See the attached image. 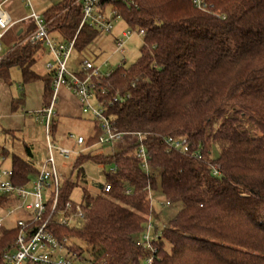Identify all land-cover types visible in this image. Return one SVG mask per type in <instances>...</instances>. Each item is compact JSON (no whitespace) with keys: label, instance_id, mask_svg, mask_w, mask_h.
Masks as SVG:
<instances>
[{"label":"trees","instance_id":"obj_1","mask_svg":"<svg viewBox=\"0 0 264 264\" xmlns=\"http://www.w3.org/2000/svg\"><path fill=\"white\" fill-rule=\"evenodd\" d=\"M206 4L201 9L192 0L114 3L121 18L146 35L137 61L113 68L98 88L106 90L100 97L118 129L144 134L151 171L142 168L135 144L110 154L98 151V144L76 158L71 175L76 172L78 179L89 159L116 167L100 184L111 183L109 192L92 195L84 187L82 226L51 225L59 237L77 239L71 248L82 257L91 254L96 264H264V0ZM43 14L61 38L78 33L79 50L98 36L99 30L88 25L78 32L82 14L75 0H62ZM43 48L17 45L0 63V76L16 65L24 83L42 78L48 103L52 76L33 69ZM95 129L87 145L97 144L96 122ZM169 136L186 137L190 152L169 149ZM0 153L5 158L10 149L0 145ZM214 166L220 175L213 174ZM12 169L18 184L37 174L32 162L16 153ZM71 175L61 183L62 203L76 187ZM148 186L183 203L159 229L153 252L136 244L148 216L158 217ZM15 202L0 194V207ZM19 230L16 223L0 229V264Z\"/></svg>","mask_w":264,"mask_h":264},{"label":"built area","instance_id":"obj_2","mask_svg":"<svg viewBox=\"0 0 264 264\" xmlns=\"http://www.w3.org/2000/svg\"><path fill=\"white\" fill-rule=\"evenodd\" d=\"M25 7L31 9L30 13L20 19H14L9 6L13 0H0V63L5 56L17 45L41 44L47 53L52 57L46 62V70L53 79V95L48 105L37 110L34 115L38 121L45 126L47 156L37 168L34 179L27 184H18L13 180V169L0 167V194H6L15 199V204L7 209L4 215H0V229L5 225L7 218L12 215H19L16 224L20 230L16 238V244L3 254L5 264H96L88 257L80 256V253L71 248L72 239L69 236L59 237L51 225L59 224L67 227L82 226L86 220V211L80 202L72 199L61 202L60 188L66 176L59 166V159L67 161L72 157H79L86 150V138L83 136L70 135L74 138L80 150L67 148L53 139L52 125L56 116V98L60 88L67 87L80 101L81 111L84 115H89L98 124L100 134L97 144H107L113 149H120L127 145H138V156L141 158V166L150 173L151 154L145 147L144 134L140 131H123L118 129L115 120L105 111V102L101 99L100 93H105V89H99V84L104 76H110L112 69L103 70L100 66L94 65L97 57L95 48L90 45L79 50L76 45V37L65 40L50 30V21L33 7V0H22ZM121 0H75L81 9V22L79 30L88 25L99 30L97 38L103 34L111 32L113 23L121 17L119 11L114 8V3ZM128 1V0H123ZM201 9H206V0H192ZM28 21L33 24L27 36L13 45L7 52H3V38L19 23ZM133 35L142 38L146 31L144 28L134 30H123L115 38L118 52L125 53L124 45ZM73 51L79 52V58L73 67L69 66V61ZM125 57L120 60V65L125 62ZM109 65L108 62L105 63ZM95 98L97 105L94 106L90 100ZM118 97L114 98V101ZM168 148L178 150L182 153L190 152V142L186 137L169 136L165 139ZM118 149V150H120ZM117 151V150H114ZM194 155L201 158L200 151H195ZM75 169L71 165V170ZM111 172L116 171L113 166ZM213 174L220 175L217 166L213 167ZM29 183L31 186H28ZM111 183L105 182L101 191L109 192ZM149 196L152 200V189L148 186ZM166 199V204H170ZM154 215H150L145 222L144 229L136 240V244L141 248L153 252L155 250L154 241L159 240L161 232L153 221ZM147 261H152V256H147Z\"/></svg>","mask_w":264,"mask_h":264},{"label":"rangeland","instance_id":"obj_3","mask_svg":"<svg viewBox=\"0 0 264 264\" xmlns=\"http://www.w3.org/2000/svg\"><path fill=\"white\" fill-rule=\"evenodd\" d=\"M62 0H33V7L39 13H44L50 6L55 5ZM18 1L15 3V6L18 7L20 16L27 15L30 13L31 9L25 7V5L18 6ZM27 25V23H24ZM22 25H17L15 28L11 29L3 38V52H7V49H11L14 44L23 40L29 31L31 30V25L27 27L25 33L21 36L17 34V30L21 28ZM136 28H132L127 24V22L123 18H118L117 21L113 23V29L111 32L103 33L98 38H96L91 44L90 47L93 49L95 48V52H97V57L94 60L95 66L102 67L103 70L113 69L120 64V60L125 57V62L123 65L125 67H130L133 63L137 61L140 56L141 47L143 44L142 38H139L136 35L130 37L126 44L124 45L125 53L121 54L117 50V46L115 44V36L117 34H121L123 30H134ZM45 55L42 53L38 54L37 62L34 65V69L39 73H45V63L48 60H51L52 57L47 54V51L44 52ZM43 55V56H42ZM79 52L73 51L71 56V60L69 61V66L73 67L75 61L79 58ZM108 62L109 65L105 63ZM9 81L11 82L10 87L12 88L13 92H17V96H21L23 90L25 88V83L23 82V75L20 67L12 66L8 72ZM90 103L94 106L97 105V101L95 98L90 100ZM19 112H23L26 115L27 119V127L28 132L32 133L31 137L36 139V145H33L34 155L36 158H32L26 149L24 135L25 132H20L13 137L8 134L0 133V144L9 147L10 154L7 157H3L0 153V167L1 168H12V153L19 154L24 158L31 159L32 162L36 165L37 157L44 153L45 144H46V133H45V126L36 120L31 114H27L26 111L20 109ZM94 119L89 115H84L82 118L75 117L71 115L67 116H59L58 127L56 131V140L59 144L63 146L74 149V138H67L69 133L74 134L76 137L81 135L84 138H88L92 135L95 131V123ZM27 131V130H26ZM98 151L103 152L104 154H110L114 152L110 145L102 144L100 147H97ZM75 150H80V148L76 147ZM76 158L72 157L67 161H62L59 159V166L61 170L66 174L67 177H70V169H68L69 165L75 163ZM113 165L111 163L102 164L97 161H93L92 159L87 160L84 165L85 175L81 179L77 177L76 172L71 175V178L76 181V187L73 189L71 193V199L75 202H80L82 200L83 189L84 187L92 194L95 195L100 191V183H103L106 178V172L109 171ZM84 179V180H83ZM166 197L161 193L159 189L152 191V204L156 212L158 213V217H155L153 221L162 229L163 227L169 225V222L175 217L177 212L183 207L182 202H170L169 205L166 204ZM16 215H12L9 221L14 220L15 223ZM149 217V216H148ZM7 219V220H8ZM72 240H77L73 239ZM77 242V241H76ZM82 243V242H81ZM85 247V245L82 243ZM88 255V259H92L91 254Z\"/></svg>","mask_w":264,"mask_h":264},{"label":"crops","instance_id":"obj_4","mask_svg":"<svg viewBox=\"0 0 264 264\" xmlns=\"http://www.w3.org/2000/svg\"><path fill=\"white\" fill-rule=\"evenodd\" d=\"M17 1L19 3L18 6L24 5L22 0H13L12 4L9 6V10H10L14 19H20V18H23L26 16V15L20 16L19 9H18V7L15 6V3ZM24 23H27V25H25ZM19 25H22V26H21V28H19L17 30V34L22 35L23 33L26 32L27 27L29 26V22L23 21V22L19 23L18 26ZM118 35H120V34H117L115 36V38ZM46 51L47 50L45 48H43V49H40L39 53H42L43 55H45L44 52H46ZM36 62H37V60H36ZM45 65H46V63H45ZM33 69H34V66H33ZM45 69H46V66H45ZM37 73L39 75L43 76L47 73V70H45V73H39V72H37ZM10 84H11V82L9 81V75L8 74L6 76H0V133H4L5 135L8 134V135H11L13 137H16V135L18 133L25 132V135H24V139L26 140L25 145H28L30 147V151H27V152L32 158H36V156L34 155V150L32 147H33V145L37 144L36 143L37 141H36V139L31 137L32 133L28 132L26 115L23 112H19V110L22 109V110L26 111L27 114H31L35 117L34 113L37 110L41 109L42 107L48 105L51 100L50 101L47 100L48 103H46L45 83L42 80V78L34 80L32 82L25 83V88H24L21 96H17L18 91L13 92L12 88L10 87ZM19 99H21V100H19ZM55 110H56V116L54 118V123H53L54 127H53L52 133H53V139L57 143H59L56 140V131H57V127H58L59 116L71 115V116L82 118L84 116V114L81 111V105H80L79 99L67 87H62L59 89L58 94H57V98H56ZM38 122H40V121H38ZM71 134L72 133H69L67 138H70ZM92 135H90V136H92ZM88 138H86V144H85L86 150H89V149L93 148L94 146L98 145V144H94L93 146L87 145ZM2 146L7 147L5 145H2ZM74 147H77L75 141H74ZM7 148H9V147H7ZM118 149H120V148L119 147L115 148V150H118ZM46 156H47V149H46V144H45L44 153L41 154L39 157H37L38 158L37 159L38 161L36 162L37 164L35 165L31 159H29V160L32 162V164L37 169L40 167L41 163L46 158ZM71 165H74V163ZM71 165H69V167H68V169H70V173L73 170V169L71 170ZM62 173L66 176V174L63 171H62ZM34 177L35 176H33L31 178V180L34 179ZM28 186H31V184L29 183ZM100 192H101V187H100V191L98 193H100ZM11 206L12 205L4 207V208L0 207V215H4L5 212L7 211V209ZM19 215H21V214H19ZM19 215H17L15 217V223H16V219L18 217H20ZM7 219L5 221V224L7 226L12 225L14 223V220L9 221V219L8 220Z\"/></svg>","mask_w":264,"mask_h":264}]
</instances>
